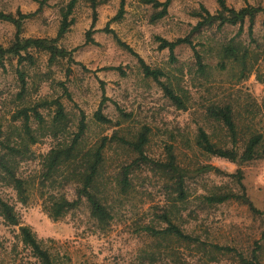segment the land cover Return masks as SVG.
<instances>
[{
    "label": "rangeland",
    "instance_id": "374dc122",
    "mask_svg": "<svg viewBox=\"0 0 264 264\" xmlns=\"http://www.w3.org/2000/svg\"><path fill=\"white\" fill-rule=\"evenodd\" d=\"M71 1L52 0L38 11L37 0H0V13L34 14L24 21L21 37L54 39ZM99 1L95 23L89 0H79L73 10L72 25L58 43L72 53L71 57L50 62L48 52L30 50L28 55L33 57V63L19 64L16 57H8L4 66L0 64V132H4V139L9 131H14V136L22 132V121L13 119L21 110L59 99L67 114L64 131L57 136L51 130L55 107L38 109L44 118L43 125L31 115L30 125L38 142L30 146L32 155L21 163L19 171L29 183V200L21 203L16 192L7 186L0 189L3 198L14 206L22 225L32 229L42 247L59 264H239L234 255L218 252L211 245L236 248L251 259L257 243L263 245L260 255L264 264L263 218L241 202L208 205L205 201V196L217 192V188L239 193L237 178L229 175L240 169L250 201L256 209L264 210V158L239 167L226 159L208 156L196 146L200 129L215 142L229 140L222 124L208 113L213 105L232 104L238 115L255 117V122L264 127V14L257 18L254 29L256 56L244 71L240 63L223 59L221 49L232 40L250 44L249 23L242 32L238 25L222 29L215 26L192 34L199 21L194 14L201 7L216 13L217 0H175L168 15L155 23L151 21L154 9L145 0H126L124 17L118 21L114 18L121 0ZM226 2L235 9L247 5L264 8V0ZM108 25L133 53L121 46L113 34L104 32ZM93 28L94 43H87V33ZM16 32L13 24L0 20V46H11ZM190 35L202 55L204 70L188 45L176 49L175 61L168 50L159 49V38L175 41ZM139 58L166 74L162 81L182 98L184 108L170 101L153 79L145 77ZM19 72L26 81L22 96ZM103 96L108 101L102 111L112 120L111 124L97 122L94 117ZM82 116L87 124L82 140L84 150L115 134L134 140L147 128L146 155L151 160L164 162L168 148L172 147L182 167H212V172L187 181L188 200L178 204L174 215V222L205 246L174 240L165 244H169L168 248H157L145 230L149 226L165 227L157 216L163 206H170L166 188L171 181L153 166L138 164L130 173V187L123 192L119 185L122 169L134 164L138 155L117 141L106 149L105 167L99 179L112 209L110 224L102 229L90 217L86 205L57 221L49 217L41 196L44 157L72 140ZM74 187L59 184L45 192L50 190L72 199ZM0 264H40L22 242L19 228L9 226L1 216Z\"/></svg>",
    "mask_w": 264,
    "mask_h": 264
},
{
    "label": "trees",
    "instance_id": "16d2710c",
    "mask_svg": "<svg viewBox=\"0 0 264 264\" xmlns=\"http://www.w3.org/2000/svg\"><path fill=\"white\" fill-rule=\"evenodd\" d=\"M40 4L39 10L41 11L52 0H37ZM79 0H72L67 6L66 11L62 15V22L54 39H41V38H22V26L25 20L34 16V14H13L0 13V20L13 24L16 29L15 41L8 48L0 46V64L4 66V61L8 57H16L19 64L30 61L34 62L33 57L28 55L30 50H38L48 52L50 54V62L59 58L71 57L72 53L58 45L59 41L69 31L72 21L70 16L73 13ZM175 0H145L147 5L152 6L154 13L152 15V23L164 19L168 13L170 6ZM94 13V23L97 19V8L100 4L99 0H89ZM219 9L216 13H211L205 7L194 15L199 19L197 25L194 27L192 34L200 33L203 30L217 26L222 29L225 26H240L241 32L246 23L248 26V35L251 43L244 45L242 43H235L234 40L229 44L222 46L221 57L223 59L233 60L243 66L246 71L248 64L253 56H256L254 43H257L255 37V24L257 18L264 14V8L247 5L240 9L230 7L226 0H217ZM126 0H121L120 10L114 18L118 21L124 17ZM94 25V24H93ZM104 32L113 34L118 40L116 33L110 29L109 25L104 29ZM94 28L87 33V43H94L93 39ZM191 34V35H192ZM191 35L185 38H179L175 41H168L159 38L160 50H168L171 54V60L175 61V51L178 47L183 45L190 46L197 58L198 64L202 70L206 67L202 63V55L197 50L196 45L191 39ZM119 44L133 53L132 49L126 44L118 40ZM257 47L260 45L257 44ZM141 69L146 78H151L163 90L166 97L170 99L180 109L184 108L182 98L176 91L167 83L162 81L166 74L158 69H154L146 64L139 58ZM21 79V96L26 92L25 76L19 72ZM264 83V82H263ZM108 99L103 96L101 106L95 113V119L102 124H111L112 120L107 118L103 113V106ZM55 107L56 112L52 121L51 130L53 135L57 136L62 133L65 127L67 114L65 107L59 99L51 102L44 101L37 104L33 108H27L19 111L14 117V121H22V132L16 136L14 131H9L7 137L4 139V132H0V189L2 186L12 188L23 204L29 200V183L19 174L21 163L26 161L31 155V145L38 142L37 136L30 125L32 114L35 119L41 124H44V118L38 112L40 108ZM209 115L219 124H222L226 130L228 142H215L210 135L204 130L200 129L196 137V146L204 154L211 157H218L226 159L232 163L237 164L239 167L243 164L264 158V127L260 126L261 123L255 122V117H241L237 114L235 107L232 104H219L213 105L208 109ZM126 116V115H125ZM87 130L85 117L82 116L78 131L74 133L72 140L69 143H63L58 147L52 149L44 157V173L41 181V196L43 198V207L46 213L54 221L63 218L71 211L79 209L81 206L86 205L90 217L102 228H106L113 219L112 209L110 208L107 197L101 189L99 179L102 176L105 167L106 149L113 141L129 147L133 152L138 155L134 164L124 166L122 169L119 185L123 192H127L130 187V173L132 168L138 164L151 165L162 176L171 181L167 185V200L170 206L164 207L157 220L160 224L164 223L165 227L155 228L152 226L146 227L150 236L155 240L158 249L168 248L165 245L171 241L177 240L178 242H186L191 245L203 246L197 237H193L184 232V230L174 222V215L177 211L179 203H184L188 200L187 181L195 179L203 174L212 172V167L200 166L195 170L186 169L178 163V159L174 154L173 148H168L167 158L164 162H155L146 155V147L149 143V129L144 128L134 140H128L126 137L114 135L113 137H104L100 143L91 149L84 150L82 148V140ZM16 139V143H13ZM242 143V146H239ZM237 178L240 186V192L225 191L222 188H217V192L205 196V201L208 205L224 204L230 201L241 202L248 205L250 210L263 218L264 210H258L250 201L245 186L243 184V175L240 169L235 174H230ZM49 184V186H48ZM75 185L74 197L71 199L65 194L56 192H45L48 187L55 189L56 185ZM0 216L5 220L9 226L18 227L20 230V237L22 242L31 249L32 254L38 259L40 264H59L52 257L50 252L44 249L38 241L35 233L28 226H23L20 218L14 208L7 200H5L0 193ZM264 241V232L262 236ZM257 248L252 254V258L244 256L238 252L236 248L221 247L218 245H211V248L218 252L234 255L239 264H261L260 252L263 250V245L257 243ZM205 246V245H204ZM187 264V263H184Z\"/></svg>",
    "mask_w": 264,
    "mask_h": 264
}]
</instances>
